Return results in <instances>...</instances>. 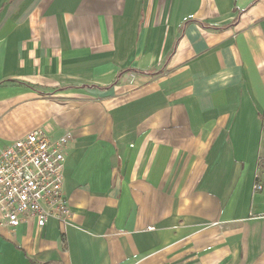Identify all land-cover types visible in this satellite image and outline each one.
Returning <instances> with one entry per match:
<instances>
[{"label":"crops","instance_id":"obj_1","mask_svg":"<svg viewBox=\"0 0 264 264\" xmlns=\"http://www.w3.org/2000/svg\"><path fill=\"white\" fill-rule=\"evenodd\" d=\"M5 79L0 148L72 133L73 225L0 264H264V0H0Z\"/></svg>","mask_w":264,"mask_h":264},{"label":"built area","instance_id":"obj_2","mask_svg":"<svg viewBox=\"0 0 264 264\" xmlns=\"http://www.w3.org/2000/svg\"><path fill=\"white\" fill-rule=\"evenodd\" d=\"M72 133L51 139L36 127L11 144L0 148V230L15 229L34 220L41 227L49 219L65 227L73 225L64 184L66 151ZM264 169V157L259 159ZM263 185L254 175L253 189Z\"/></svg>","mask_w":264,"mask_h":264},{"label":"trees","instance_id":"obj_3","mask_svg":"<svg viewBox=\"0 0 264 264\" xmlns=\"http://www.w3.org/2000/svg\"><path fill=\"white\" fill-rule=\"evenodd\" d=\"M5 82H18V83H21V84H26L28 87L35 88V86H33L32 84L24 83L22 81H16L15 79H5L3 81H0V84H3ZM34 264H41V263L34 262Z\"/></svg>","mask_w":264,"mask_h":264}]
</instances>
